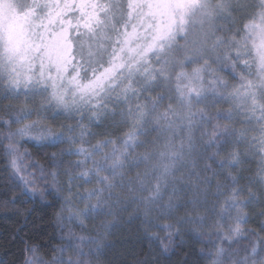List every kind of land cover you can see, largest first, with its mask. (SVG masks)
<instances>
[{"label": "trees", "instance_id": "trees-1", "mask_svg": "<svg viewBox=\"0 0 264 264\" xmlns=\"http://www.w3.org/2000/svg\"><path fill=\"white\" fill-rule=\"evenodd\" d=\"M257 12L227 22L225 55L202 61L212 93L189 113L163 74L69 105L0 80V264H214L218 246L219 264H231L262 252L264 96L244 100L257 75L245 38ZM120 32L101 58L80 60L77 84L120 74L108 69L123 61ZM9 144L27 182L10 166ZM234 226L241 237L228 245Z\"/></svg>", "mask_w": 264, "mask_h": 264}, {"label": "rangeland", "instance_id": "rangeland-1", "mask_svg": "<svg viewBox=\"0 0 264 264\" xmlns=\"http://www.w3.org/2000/svg\"><path fill=\"white\" fill-rule=\"evenodd\" d=\"M253 8L258 12L245 38L257 75L244 100L264 96V0H0V80L4 86L69 105L74 100L102 103L115 87L132 88L163 74L186 101L183 111L189 113L186 108L192 110L203 92L212 93V72L204 62L225 55L221 35L227 22ZM117 26L123 43L120 59L130 66L111 58L108 69L120 70L118 76L108 79L109 71L98 80L77 84L80 60L90 54L92 63L108 53ZM240 50L236 45L232 51ZM236 98L243 101L242 91ZM8 148L12 170L27 182L20 152L10 144ZM240 237L239 226H234L222 239L230 245ZM258 250L256 246L250 261L231 264H264V247ZM215 254L214 264H219L222 246ZM30 264L42 263L33 258Z\"/></svg>", "mask_w": 264, "mask_h": 264}, {"label": "clouds", "instance_id": "clouds-1", "mask_svg": "<svg viewBox=\"0 0 264 264\" xmlns=\"http://www.w3.org/2000/svg\"><path fill=\"white\" fill-rule=\"evenodd\" d=\"M35 251H36V249L34 248V249H33V252H35ZM26 257H27V254H26ZM27 259H28L29 261L31 260L30 257H27ZM43 264H54V261H53V262H49V261L45 260V261H43Z\"/></svg>", "mask_w": 264, "mask_h": 264}]
</instances>
